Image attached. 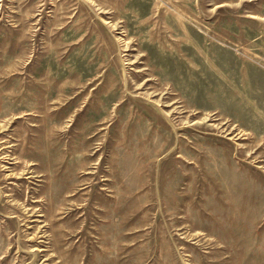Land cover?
I'll return each instance as SVG.
<instances>
[{
  "label": "rangeland",
  "instance_id": "374dc122",
  "mask_svg": "<svg viewBox=\"0 0 264 264\" xmlns=\"http://www.w3.org/2000/svg\"><path fill=\"white\" fill-rule=\"evenodd\" d=\"M0 264H264V0H0Z\"/></svg>",
  "mask_w": 264,
  "mask_h": 264
}]
</instances>
